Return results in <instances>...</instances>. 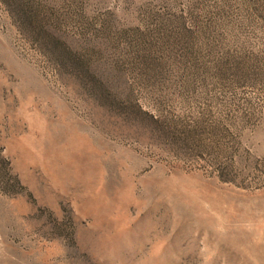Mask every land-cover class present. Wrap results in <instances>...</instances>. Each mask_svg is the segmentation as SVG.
Returning <instances> with one entry per match:
<instances>
[{
	"label": "rangeland",
	"instance_id": "rangeland-1",
	"mask_svg": "<svg viewBox=\"0 0 264 264\" xmlns=\"http://www.w3.org/2000/svg\"><path fill=\"white\" fill-rule=\"evenodd\" d=\"M0 264H264V0H0Z\"/></svg>",
	"mask_w": 264,
	"mask_h": 264
}]
</instances>
